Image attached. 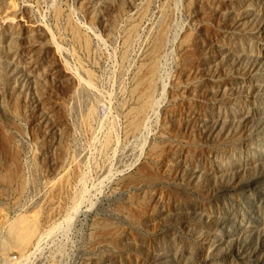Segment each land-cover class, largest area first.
<instances>
[{"label": "rangeland", "instance_id": "obj_1", "mask_svg": "<svg viewBox=\"0 0 264 264\" xmlns=\"http://www.w3.org/2000/svg\"><path fill=\"white\" fill-rule=\"evenodd\" d=\"M0 264H264V0H0Z\"/></svg>", "mask_w": 264, "mask_h": 264}]
</instances>
